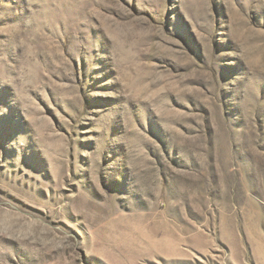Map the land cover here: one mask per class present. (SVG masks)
<instances>
[{
  "label": "rangeland",
  "instance_id": "1",
  "mask_svg": "<svg viewBox=\"0 0 264 264\" xmlns=\"http://www.w3.org/2000/svg\"><path fill=\"white\" fill-rule=\"evenodd\" d=\"M0 264H264V0H0Z\"/></svg>",
  "mask_w": 264,
  "mask_h": 264
}]
</instances>
